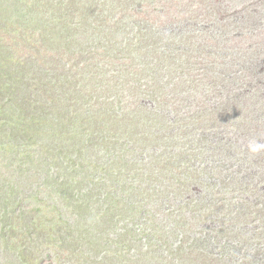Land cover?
<instances>
[{
	"label": "trees",
	"instance_id": "obj_1",
	"mask_svg": "<svg viewBox=\"0 0 264 264\" xmlns=\"http://www.w3.org/2000/svg\"><path fill=\"white\" fill-rule=\"evenodd\" d=\"M188 1L173 0V23L190 10L193 14L194 0ZM161 2L0 0V264H264V200H255L252 212L240 197V214L251 221L234 220L231 211L235 193L247 192L251 183L223 180L216 190L223 194L219 199L206 192L194 204L188 190L210 187L204 172L196 163L178 169L166 159V138H183L179 127L153 112L150 103L157 102L146 101L157 96L160 103L163 84L157 71L150 75L148 51L160 26L154 17H163ZM229 5L212 0L202 8L199 24L185 20L193 26L190 33L184 23L170 37L184 50L190 39L201 47L205 28L200 24L231 17ZM161 31L162 43L152 44L166 53L167 33ZM162 58L167 62L162 68L169 66L182 81L200 69ZM199 83L201 95L226 90L218 82ZM187 89L191 93L193 86ZM228 121L220 113H194L183 128L203 135L206 123L209 131L219 132ZM154 141L160 142V152L149 151ZM203 201L224 210L220 217L231 231L248 227L237 232L235 251L243 256L233 258L234 231L229 245L217 235L211 241L209 229L225 237L215 229L216 221L197 227L208 231L205 237L192 238L193 228L179 226L181 220L197 224L218 216L200 214ZM144 236L150 247L157 240L165 244L160 249L165 254L147 248L136 256L132 247L142 248L138 241Z\"/></svg>",
	"mask_w": 264,
	"mask_h": 264
},
{
	"label": "rangeland",
	"instance_id": "obj_2",
	"mask_svg": "<svg viewBox=\"0 0 264 264\" xmlns=\"http://www.w3.org/2000/svg\"><path fill=\"white\" fill-rule=\"evenodd\" d=\"M215 1H218L224 8L231 3L227 8L228 12H233L232 16H226L217 24L215 21L206 26L200 24L205 28L203 31L205 38L201 39L203 45L197 48V41L190 39L189 49L184 50L185 47H182L177 39L170 37V31L182 28L185 23L184 28L190 33L193 26L188 25L185 20L189 17L191 23L199 24L203 20L200 19L201 12H203L202 8L210 5L212 0L191 1L194 12L190 16L192 13V10H190L189 15L187 14L186 18L181 20L180 23H173L177 15L175 14L177 10L174 7L173 0H162L161 3L164 4L165 9L160 13L163 15L161 19L154 17L158 23L157 25L160 26L158 30L155 29L157 35L152 42L159 41L162 43L163 31L161 30H165L169 42L168 51L165 53L162 49L154 48L151 41L148 46L149 55L153 59L150 63V75L152 72L157 71L163 83L160 88V103H158L159 97L157 96H153L156 98L155 101H152L149 97L146 98V101L157 102V105L150 103L153 112L159 113L165 119V122L167 121V125L169 123L172 126L179 127L178 133L180 132V138H183V140H178L175 135L169 137V141L166 138L168 155L166 159L168 162H174L176 166H182L183 164L182 167L196 163L201 173L204 172L202 175L204 183L207 181L210 183L208 188L205 184H201L195 190H188L189 196L194 198V204L200 201L206 192L209 197L216 196L219 199L223 194L221 192L216 194V190L223 180L235 179L238 183H242L244 187L247 186L245 182L248 181L251 186L246 187L249 188L247 192L239 190L240 192L235 193L236 197L232 201L231 211L235 214L236 219L234 218V220L248 219L251 221L252 216L249 215L248 217L246 215L243 218L240 214L244 211L243 207H248L253 212L257 207L254 206L255 200H264V175H262L264 171V0ZM255 2L256 5H254ZM149 30L151 29L149 28ZM212 32H215L216 36L212 35ZM137 41L140 43L143 40L138 36ZM226 41H228L227 44H225ZM258 52L263 55L257 56ZM163 54L166 57L170 56L177 59L176 62H172L177 67L178 64L180 67L191 64L200 65V69L191 70L192 75H188L189 80H179L178 76H175L168 68L169 66L162 68L161 65L167 63L165 58L161 59ZM216 69L223 71L225 75H218L217 73L220 72H216ZM224 78L225 80H222ZM199 82L214 84L218 82V86L226 90L222 93L211 87L212 92L201 95L198 88ZM190 85L193 86L191 93L187 89ZM196 91L197 95H195ZM194 113H220L223 117L229 118L230 121L219 132L209 131L211 128L206 123L207 131L203 132V135L201 132L198 133L199 131L196 134H189L184 130L183 123ZM181 114L183 115L176 122H172L176 116ZM181 133L184 135L182 136ZM190 139L192 142H190ZM255 145H261L262 147L253 151L250 146ZM157 146H161L160 142L154 141L153 145L149 147V151L152 152L157 148L160 152V148ZM184 160L186 163H183ZM240 165L242 166L239 167ZM253 184L255 185L253 186ZM200 189H202L201 192ZM182 192H185L186 195L187 190L184 189ZM240 197L244 199L243 207L238 206ZM245 198H248V200H245ZM199 204L201 209H205L201 210L200 214L212 212L218 216L202 217L201 224L200 221L197 224H192L187 220H181L179 226L186 223L189 228H193L188 233L192 238L195 237V234L205 237L208 231H197V227L198 229L200 227L205 228L211 222L216 221L215 229L220 228L225 237H221L220 232L218 234L215 230L209 229L211 241H214L215 235H217L216 238L220 243L229 245L230 242H228L229 238L227 237L234 231L232 237L235 235L236 238H233L234 248L231 249L234 250V254L232 253L233 258L243 256L245 253L240 252L239 248L235 251V247L238 244V230H244L243 228L247 226L240 224L237 230L233 229L231 231L228 224L220 217V215H224V210L213 207L208 208L210 203L206 201ZM175 206L170 205L171 208ZM228 206L227 204L226 207L229 208ZM187 213L188 211H184V217L188 215ZM203 220H206V224L202 223ZM253 226L254 223L252 222L249 227ZM138 243L142 244L143 247L137 248L134 243L132 250L135 251L136 256L140 253L144 254V250L147 248L165 254L160 250L165 244L158 240L150 247V238L144 236ZM153 257L155 255L150 260ZM131 259L133 260L134 256ZM224 263L228 264L229 262L224 260L221 264Z\"/></svg>",
	"mask_w": 264,
	"mask_h": 264
},
{
	"label": "clouds",
	"instance_id": "obj_3",
	"mask_svg": "<svg viewBox=\"0 0 264 264\" xmlns=\"http://www.w3.org/2000/svg\"><path fill=\"white\" fill-rule=\"evenodd\" d=\"M250 147H252V150L253 151H256V150H258L262 146L261 145H255V146H250Z\"/></svg>",
	"mask_w": 264,
	"mask_h": 264
}]
</instances>
